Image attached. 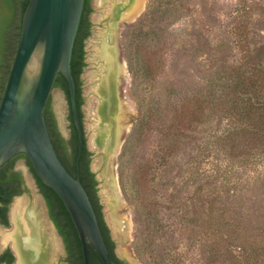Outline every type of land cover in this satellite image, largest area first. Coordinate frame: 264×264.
<instances>
[{
  "label": "rangeland",
  "instance_id": "rangeland-1",
  "mask_svg": "<svg viewBox=\"0 0 264 264\" xmlns=\"http://www.w3.org/2000/svg\"><path fill=\"white\" fill-rule=\"evenodd\" d=\"M132 3L91 1L81 74L86 143L115 252L130 264H241L246 245L244 263L264 264L262 132L226 96L233 81L248 88L255 77L264 97V0H143L137 10ZM123 98L131 123L106 164V110ZM196 101L197 121L180 122ZM51 103L71 139L60 86ZM171 125L178 136L166 138ZM16 168L27 169L23 159Z\"/></svg>",
  "mask_w": 264,
  "mask_h": 264
},
{
  "label": "water",
  "instance_id": "water-1",
  "mask_svg": "<svg viewBox=\"0 0 264 264\" xmlns=\"http://www.w3.org/2000/svg\"><path fill=\"white\" fill-rule=\"evenodd\" d=\"M84 4L85 0H29L0 102V167L24 153L39 179L58 194L68 211L81 240L84 264H91L90 247L103 264H117L109 254L90 196L81 178L73 176L59 158L44 115L56 76L62 73L68 82V103L78 131L79 158L86 131L79 117L71 61ZM114 145L108 139L102 146L106 164L116 151ZM102 185L107 186L103 176Z\"/></svg>",
  "mask_w": 264,
  "mask_h": 264
},
{
  "label": "flooded vegetation",
  "instance_id": "flooded-vegetation-1",
  "mask_svg": "<svg viewBox=\"0 0 264 264\" xmlns=\"http://www.w3.org/2000/svg\"><path fill=\"white\" fill-rule=\"evenodd\" d=\"M5 14L6 8L3 0H0V102L15 57V36L16 33L21 32L18 27L19 18L5 23ZM87 38L84 40L85 45ZM85 45L84 63L86 62ZM57 128L67 145L68 157L72 158L70 138L62 134L58 123ZM70 130L72 133L71 120ZM86 148L89 152L87 143ZM62 157L65 164L72 169L73 163L65 156ZM19 159L24 160L27 169L16 168ZM7 162L0 167V264H79L77 250L81 240L58 194L49 186L41 185L39 177L24 153L13 156ZM77 167H79V158ZM89 170L94 174L91 162H89ZM76 174L80 177L79 172L76 171ZM94 179L97 182L95 174ZM94 187L101 205L98 185L95 184ZM112 241L115 254L113 261L117 264H130L115 252V242L113 239ZM92 251L94 250L90 247V256ZM100 264H103L102 261Z\"/></svg>",
  "mask_w": 264,
  "mask_h": 264
},
{
  "label": "trees",
  "instance_id": "trees-1",
  "mask_svg": "<svg viewBox=\"0 0 264 264\" xmlns=\"http://www.w3.org/2000/svg\"><path fill=\"white\" fill-rule=\"evenodd\" d=\"M91 1L92 0H85L83 14H82L79 29L77 32V36H76V40H75V44H74V49H73V54H72V61H71L72 75H73L75 86H76L77 107H78L79 117H80L82 125H83V112H82L81 107H82V102H83V95H82V88H81V82H82L81 81V74H82V72L84 70V66H85V63L83 62V58L85 55L84 40L87 37H89V35L91 33V25H92L91 21H90V14L92 11ZM28 3H29V0H3V5L6 8V14L4 15V22L5 23L13 22L19 18L20 24L18 27H19V29H21L23 14L25 12V9H26ZM19 34H20L19 32L16 33L15 40H14L15 53H16L17 46L19 43V37H20ZM243 81L245 82V80L243 78L233 81L232 82V91H230V92H228V94H226L228 103L230 105V109H232V111L234 113L236 111L240 112L241 117L245 116L246 118H248L252 121H255V129L257 131L262 132V135H260V136L262 137V139H261L262 142H264V97H263V95H261V91L258 90V86H259L258 78L252 77L250 79V86L248 88H247V86H245ZM55 86H60L66 92L68 100H69L68 82L62 73L57 74L56 79H55ZM254 91H256V92L258 91V93L255 92V94H257V96H256V98H254L253 101H252V99L242 101L246 95H250ZM170 98H171V93L169 94L167 100H170ZM190 101H192V99H190ZM194 103H192V105H190V106L187 105V108H189L191 110V116L189 115V117H188L187 115H181L180 122H182V120H184L185 118H187L190 123L197 121L198 115L202 112L203 106L201 105L202 104L201 101H199V102L196 101ZM183 107H184V105L181 107V109ZM205 107H206V103H205ZM44 115L46 118V122H47V126L49 129L51 139L53 141L55 149H56L58 156L61 159L62 163L65 165L67 170L73 176H75V177L77 176L76 171L80 173L81 181H82L83 185L85 186V188H86V190L90 196V199L92 201V204L94 206V209L96 211L98 221H99L105 242H106L108 250H109V254H110L111 258H115V254L113 252L114 244H113V241L111 239L108 226L106 225V223L104 221L101 205L99 203L98 196L96 194V189L94 187V185L97 184V182L94 179V174L89 170L90 153L87 151V148H86V140L84 141L83 149H82V152L79 156V167H77V160H78V155H79V152H78L79 142H78V131H77V128H76L75 123H74L72 111L70 109L72 136H71V139L69 141V145L71 146L72 152H73L72 158L68 157L67 145L65 144L63 137L61 136L60 132L58 131L55 113H54V110L52 108L51 97L49 98V100L46 104V107L44 110ZM159 115H161V114H159ZM142 119L144 121L147 120V124H148L150 122V120H153V115H151L150 112H146ZM146 128L149 129L148 126H146ZM172 128H173L172 125L169 127L164 126V129L162 130V135L166 138L177 137L178 136V134L176 133L177 130L172 129ZM141 134H140V136H141ZM131 139H132V136H131ZM137 140H138V138H137ZM62 155L65 156L66 158H68V160L73 163L72 169L70 167H68V165L65 164ZM24 156H26V155L24 154ZM7 163L8 162H6L4 165H6ZM29 163L32 166L30 161H29ZM32 168H33V166H32ZM123 176H124V174L122 173L121 174V180H123V178H124ZM39 181H40L41 185H45L40 179H39ZM125 189H126V187H125ZM246 244H248V243H246ZM135 247H136V251L138 253H141L143 251L142 245L140 243L137 242ZM77 251H78L79 264H84L81 243L79 244V248ZM247 252H248V249H247L246 245L242 246L240 248L239 259H243V261H242L243 263H241V264H245L244 262L247 260V258H245ZM260 255L264 256V253L260 254ZM100 262H101V259L98 256V254L96 252L92 251L91 252V264H100ZM235 262H236V260L234 259L232 264H239L238 262H236V263Z\"/></svg>",
  "mask_w": 264,
  "mask_h": 264
},
{
  "label": "bare ground",
  "instance_id": "bare-ground-1",
  "mask_svg": "<svg viewBox=\"0 0 264 264\" xmlns=\"http://www.w3.org/2000/svg\"><path fill=\"white\" fill-rule=\"evenodd\" d=\"M134 5V9L137 10L138 7L144 6L143 0H132ZM136 12V11H135ZM135 12L128 13V15H133ZM137 13V12H136ZM114 54V58H116V54ZM117 59V58H116ZM117 62V61H116ZM133 111V106L132 103L126 98L118 100L114 105L110 106L106 112L108 113L107 116L105 117V122H106V133H103V136L107 137L108 139H111L112 142H114V146L117 147L120 142L123 134L126 132L127 127L130 124V119H129V114L132 113ZM106 114H102L101 116H105ZM114 147V148H115ZM18 217V216H17ZM16 219V216H15ZM13 220V219H12ZM17 220V219H16ZM14 222V221H13ZM18 223V220L17 222ZM15 227V225H14ZM14 231V230H13ZM22 231V230H21ZM28 231V229L26 230ZM16 232V231H15ZM42 232V231H41ZM28 233V232H27ZM21 234V233H20ZM13 235V234H12ZM11 235V236H12ZM26 236L28 234H25ZM25 236V237H26ZM17 239V238H16ZM28 239V238H27ZM26 244V243H25ZM15 249V248H14ZM24 251V250H23ZM29 251V250H28ZM33 251V250H32ZM25 252V251H24ZM30 252V251H29ZM28 252V253H29ZM37 252V251H36ZM21 253V252H20ZM38 253V252H37ZM18 254V253H17ZM19 256V255H18ZM23 258V257H22ZM20 262V261H19ZM25 262V261H24Z\"/></svg>",
  "mask_w": 264,
  "mask_h": 264
}]
</instances>
